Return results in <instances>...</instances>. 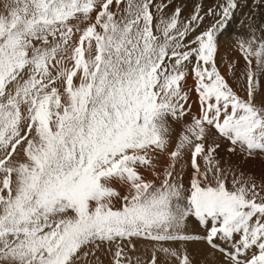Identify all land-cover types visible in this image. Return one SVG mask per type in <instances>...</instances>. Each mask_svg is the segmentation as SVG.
<instances>
[{
  "label": "snow or ice",
  "instance_id": "1",
  "mask_svg": "<svg viewBox=\"0 0 264 264\" xmlns=\"http://www.w3.org/2000/svg\"><path fill=\"white\" fill-rule=\"evenodd\" d=\"M260 158L264 0H0V264H264Z\"/></svg>",
  "mask_w": 264,
  "mask_h": 264
},
{
  "label": "rangeland",
  "instance_id": "2",
  "mask_svg": "<svg viewBox=\"0 0 264 264\" xmlns=\"http://www.w3.org/2000/svg\"><path fill=\"white\" fill-rule=\"evenodd\" d=\"M196 2L197 0H186L188 9L190 10L193 4ZM199 2H201L205 7H208L213 5L216 0H199ZM246 11V8H241V10L236 12L233 20L230 23V26L233 24L232 27L230 28L229 26L228 30L224 33V35H227L226 38L221 40V56L225 57L226 59L232 55L229 49L232 45L233 33L240 27V21L243 19L244 13ZM233 161L237 162L235 161V158H233ZM241 167L245 172H252L259 176L262 171V168H264V158H260L254 162L250 161L248 163L242 164Z\"/></svg>",
  "mask_w": 264,
  "mask_h": 264
},
{
  "label": "bare ground",
  "instance_id": "3",
  "mask_svg": "<svg viewBox=\"0 0 264 264\" xmlns=\"http://www.w3.org/2000/svg\"><path fill=\"white\" fill-rule=\"evenodd\" d=\"M232 25H233V24H232ZM232 25L230 26V28L232 27ZM232 29H233V28H232ZM226 36H227V35H224V36L222 37V39H225V38H226Z\"/></svg>",
  "mask_w": 264,
  "mask_h": 264
}]
</instances>
